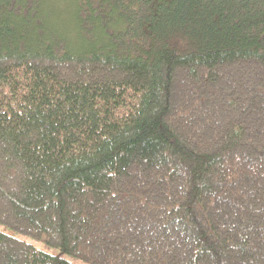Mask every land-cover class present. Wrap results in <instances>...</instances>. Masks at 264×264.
<instances>
[{
    "label": "trees",
    "instance_id": "trees-1",
    "mask_svg": "<svg viewBox=\"0 0 264 264\" xmlns=\"http://www.w3.org/2000/svg\"><path fill=\"white\" fill-rule=\"evenodd\" d=\"M255 110L264 0H0V264L131 263L143 215L180 264H264Z\"/></svg>",
    "mask_w": 264,
    "mask_h": 264
},
{
    "label": "rangeland",
    "instance_id": "rangeland-1",
    "mask_svg": "<svg viewBox=\"0 0 264 264\" xmlns=\"http://www.w3.org/2000/svg\"><path fill=\"white\" fill-rule=\"evenodd\" d=\"M180 81V80H179ZM178 83V82H177ZM175 84L174 86V91L176 94L175 98L176 101H184L183 97L185 95V93H187L188 88L190 87V83L187 80L185 82V84H181L184 85V87H180V82L179 84ZM181 89V90H180ZM190 92V90H189ZM254 114V121L256 122L257 120H262L261 123L264 124V115L261 114V116L259 115V112L257 110H255L253 112ZM259 116V118L257 119V117ZM255 126V124H254ZM256 127V126H255ZM254 132V131H253ZM259 136V134L257 133V137ZM260 137V136H259ZM256 140V139H255ZM256 143V141H254ZM254 145V144H253ZM170 185H175V182L173 184ZM143 217H139L138 221H136L134 223V226L131 227V230L129 231V233L127 234L126 238L125 236H121L120 238L126 239V243L128 244H134V247H137L138 254L136 253L134 255H132L131 257V263H127V264H143V262L141 261V254L144 253L145 251H147L146 253L148 254H154L156 253H164L162 255L161 259H164V261L161 263L160 261H158L156 264H180V260H181V256L185 257V254L182 252L181 249V245L178 243H175L177 240H181L182 238L184 239L183 236H180L179 233L173 229L172 232L170 233H165V228H164V223L160 220H152V217L149 218V215H143ZM155 218V216H153V219ZM105 223V222H103ZM102 225V222H101ZM99 231L95 230V232L99 233V238L96 237V240L88 239L87 244L91 245L92 248L97 249L98 247L96 246V243H99V245H107V250L110 251L109 249V243L104 242L102 239L106 238L108 240H111L112 235L113 234H107L105 232V230H108L107 228H104L103 226L99 227ZM117 232V231H116ZM114 233V232H113ZM166 234V235H165ZM171 238V239H170ZM28 241H33L32 239H27ZM36 245L44 248L42 245H39L38 243H36ZM136 245V246H135ZM132 247V248H134ZM129 249V248H128ZM50 250V249H48ZM100 250V248L98 249ZM161 250V252H160ZM135 251V250H133ZM134 253V252H133ZM125 253H121L119 255L120 258L124 259V255ZM122 255V256H121ZM165 255V256H164ZM183 257V258H184ZM122 260V259H121ZM122 263V261L120 262ZM78 264H85V263H78ZM105 264V263H103ZM149 264H152L151 262H149Z\"/></svg>",
    "mask_w": 264,
    "mask_h": 264
}]
</instances>
